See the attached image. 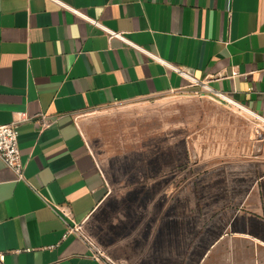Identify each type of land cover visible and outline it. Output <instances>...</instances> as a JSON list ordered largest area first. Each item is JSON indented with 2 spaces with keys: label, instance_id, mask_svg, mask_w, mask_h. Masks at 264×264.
Wrapping results in <instances>:
<instances>
[{
  "label": "crops",
  "instance_id": "0c3cea01",
  "mask_svg": "<svg viewBox=\"0 0 264 264\" xmlns=\"http://www.w3.org/2000/svg\"><path fill=\"white\" fill-rule=\"evenodd\" d=\"M179 95L264 120V0H0V125L17 126L25 162L18 181L0 158V264H109L66 235L75 224L124 264L264 258L260 218L228 221L214 241L193 232L175 250V208L150 217L147 190L117 188L90 147L95 116ZM199 237L204 252L190 246Z\"/></svg>",
  "mask_w": 264,
  "mask_h": 264
},
{
  "label": "rangeland",
  "instance_id": "374dc122",
  "mask_svg": "<svg viewBox=\"0 0 264 264\" xmlns=\"http://www.w3.org/2000/svg\"><path fill=\"white\" fill-rule=\"evenodd\" d=\"M134 106L95 116L84 134L101 163L114 166L117 188L147 190L141 202L147 201L150 217L167 218L175 208L180 222L175 223V250L182 253L193 232L198 237L205 229L214 241L228 221L264 219L263 119L221 100L191 95ZM80 226L109 264H124ZM242 230L250 231L234 226L228 232ZM208 245L199 237L190 246L204 252ZM248 255L245 251L237 263L264 264V258ZM193 261L197 264L199 257Z\"/></svg>",
  "mask_w": 264,
  "mask_h": 264
},
{
  "label": "built area",
  "instance_id": "2783aa9c",
  "mask_svg": "<svg viewBox=\"0 0 264 264\" xmlns=\"http://www.w3.org/2000/svg\"><path fill=\"white\" fill-rule=\"evenodd\" d=\"M74 11L76 12V10ZM104 29L109 34L110 38L121 36L119 33H116L112 30H109L107 28H104ZM224 100L229 101V99H226V98ZM229 102H231L232 105L239 106V108L242 107L234 103L233 101H229ZM40 121L43 123L44 126H47L45 114H41ZM0 158L15 173L18 181L25 180V174H24L25 162L22 159V154H21V150L19 147V131L17 129V126L14 124L0 125ZM54 207L57 209H61L63 211V208L59 205H54ZM70 233L79 234L83 236L85 240H87V238L81 232V226L78 224L68 227L66 235ZM87 242L92 246L91 242H89L88 240ZM96 253L101 255V253L98 250H96ZM3 258H4V255L0 254V262L3 261Z\"/></svg>",
  "mask_w": 264,
  "mask_h": 264
}]
</instances>
